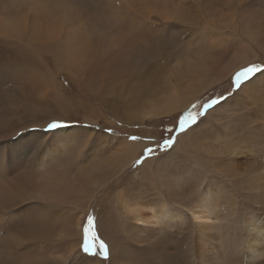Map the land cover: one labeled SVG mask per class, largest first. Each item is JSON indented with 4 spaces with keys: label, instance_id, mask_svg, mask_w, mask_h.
Segmentation results:
<instances>
[{
    "label": "rangeland",
    "instance_id": "rangeland-1",
    "mask_svg": "<svg viewBox=\"0 0 264 264\" xmlns=\"http://www.w3.org/2000/svg\"><path fill=\"white\" fill-rule=\"evenodd\" d=\"M253 64L264 68V0H0V264H191L185 235L201 221L229 235L221 264H264V242L250 259L243 239L246 220L264 226V72L233 83ZM169 101L181 106L166 112ZM202 110L190 130L173 126ZM68 136L66 151L43 156ZM130 136L136 159L91 202L65 185L32 196L38 178L70 180ZM208 192L216 214L194 220L187 203ZM129 206L152 209L166 236ZM88 216L96 255L81 249Z\"/></svg>",
    "mask_w": 264,
    "mask_h": 264
},
{
    "label": "bare ground",
    "instance_id": "bare-ground-1",
    "mask_svg": "<svg viewBox=\"0 0 264 264\" xmlns=\"http://www.w3.org/2000/svg\"><path fill=\"white\" fill-rule=\"evenodd\" d=\"M196 88H198V87H196ZM3 98H4V100H0V112H2V109H4L3 104H5V100H6L5 97H3ZM160 105L162 106V104H160ZM165 106L166 107L164 108V111L168 112L169 110L168 111L165 110L167 107H169V106H170L169 108L175 107V109H176V107L178 108L181 106V103L179 101H176V102L169 101L165 104ZM158 107H160V106H158ZM6 112H3V113L7 114ZM162 112H163L162 110H161V112H159V110L157 108H155V109L151 110L150 114L151 115H158ZM69 136L66 138H59V139L55 140L54 145H52V144L48 145L46 147V149L43 151V156H45L47 158L50 157L51 159H54L55 157H57L59 155L60 152L66 151L68 144H70V142L73 140ZM114 142H115V140H114ZM122 144H124V145H122L120 147L117 146V148H115L117 150V152L113 155L111 154L112 156H110L106 160H103V161L100 160L98 162L92 160L93 163L90 160V161H88V162H91L90 164H87L81 168L80 167L77 168V170H76L77 173L75 172L76 175H74L72 177V179H70V180L69 179L66 180L63 176L55 177V178H53V176H51L50 174L44 176L43 174H45V173H43L42 174L43 177H40L37 179L40 181L42 180L41 183L42 182L43 183L41 184V186L37 187L36 189H34L32 191V196H34V198H36V199H45L46 200L50 197H53L51 194V191L56 190V188H59V193H62L64 191L63 185H65L66 187L71 186L73 189L72 192H74V194L86 196L85 197L86 200H89L91 202V200L95 197L94 193L98 192L96 190V188L100 187L106 181L108 182L110 179L115 178L112 176H115V175H118L119 173H121L123 171V169H125L127 167V165H129L133 161L134 158L136 159V153L138 152V150H141V147H142V144L139 141L138 142L137 141H132V142L127 141L126 143H122ZM115 149L113 148V150H115ZM14 156H16V155H14ZM94 157H96V155ZM98 158L99 157H97V159ZM44 165L46 166V163ZM45 166L43 168L44 170H45ZM174 184L176 186L181 185V184H179L178 181H175ZM104 185H102L101 187H103ZM62 195H63V193H62ZM188 199L192 200L190 197H188ZM57 201H59V200H57ZM89 204L87 205L88 207H89ZM187 204L189 206L188 210L192 212L194 220L208 219L211 216H214L216 214V210H215L216 205L214 203L213 198L210 196L209 192L208 193H202L194 201L188 202ZM88 207L86 208V210H88ZM127 210L129 211V213H131V215H132L131 220L135 224L142 221V222H145L146 225L158 227L159 232L161 234H164V237L166 236L165 232H164V228H162V223L159 220V216L155 215V213L153 212L152 209H144L142 207L136 208L135 206L134 207L129 206L127 208ZM146 210H150V213H147L145 215ZM246 221L247 222H245L246 224H245V227L243 229L244 230L243 239H244V243H245L244 248L246 249V251L248 253V257L250 259H255L261 255V251L258 250V246H260L264 242V226L262 227L260 225H257L256 222L251 221V220H246ZM109 223L115 229L113 222H109ZM136 225H138V224H136ZM105 228L107 231L106 233L111 234L108 231L107 227H105ZM216 228H217V226L215 224H207L206 222L201 221V222H197V224H195V228H194L193 233L191 235H185V238L188 241L187 243H189L188 255L191 258V264H221L220 258H222L223 256H220V255H223L226 252L225 243H224L223 239H224V237L226 239H229V235L227 234V232H223L222 230L212 231ZM153 231H158V229L153 230ZM104 237H105L106 241H107V239L110 241V242L107 241L109 244H111V245L114 244L113 238H111V236H107L104 234ZM181 238H182V236H181ZM185 238H183V239H185ZM186 240H184V241H186ZM234 242H236V241H234ZM218 247H219V249H217ZM160 248H162V247H160ZM159 252L160 251L158 250V253ZM154 255L155 254H153V257H154ZM157 256L158 255H156L155 257L157 258ZM158 257H159L157 259L158 261L156 260V262H154V264H170V263H172V261L174 259V258L167 259V260H165V263H164L163 262V257H164L163 254H160ZM229 263L232 264L231 262H229Z\"/></svg>",
    "mask_w": 264,
    "mask_h": 264
},
{
    "label": "snow or ice",
    "instance_id": "snow-or-ice-1",
    "mask_svg": "<svg viewBox=\"0 0 264 264\" xmlns=\"http://www.w3.org/2000/svg\"><path fill=\"white\" fill-rule=\"evenodd\" d=\"M261 72H264V68H261L257 64H253L251 66L243 67L242 70L238 71L235 74V78H234L233 83H234L236 90L239 91L240 88L243 86V84L248 83L249 81H251L253 79V77H255L258 73H261ZM225 99H227V97H220L219 99L211 100V101H209V103H207L203 106V109H209L213 105H216L220 101L225 100ZM197 115L203 116L204 115L203 110L198 114H193L192 112H188L187 114L181 115L179 117V120H178L177 130L179 132L183 133V132L193 128L195 125L198 124ZM62 123L63 122H60L58 120H54L47 125L46 129H48V130L55 129L57 127L62 126ZM168 131L171 132L173 130H168ZM128 139L135 141V140H138L139 137L130 136V137H128ZM157 145H158V147L160 146L159 142H157ZM163 145L167 149L171 148L173 145H175V138L164 139ZM154 151H155V149H153L151 147H146L144 149L143 155L141 156L140 159H138L136 161V163L138 165L143 163L154 153ZM93 225H94L93 217L88 216L87 227L84 228V238H83V243L81 245V249H82L83 253H86V254L92 253V255H96V253L93 252V249L97 247L96 237L95 236H89V232H90V230L93 229ZM98 249H99V254L102 255L104 259H107V257H108V246L104 242L101 241L98 244Z\"/></svg>",
    "mask_w": 264,
    "mask_h": 264
},
{
    "label": "trees",
    "instance_id": "trees-1",
    "mask_svg": "<svg viewBox=\"0 0 264 264\" xmlns=\"http://www.w3.org/2000/svg\"><path fill=\"white\" fill-rule=\"evenodd\" d=\"M234 78H235V76L233 77V81H234ZM232 82V81H231ZM200 104H204L203 102H201ZM182 115H184V114H182ZM178 120H179V118L177 119V121H174V125L173 126H177V124H175V123H178Z\"/></svg>",
    "mask_w": 264,
    "mask_h": 264
}]
</instances>
